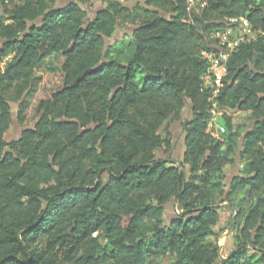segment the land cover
<instances>
[{"label": "trees", "instance_id": "16d2710c", "mask_svg": "<svg viewBox=\"0 0 264 264\" xmlns=\"http://www.w3.org/2000/svg\"><path fill=\"white\" fill-rule=\"evenodd\" d=\"M90 1L0 0V264H264V0L190 11L185 0H102L86 19ZM240 16L257 36L228 58L216 138L201 52ZM54 56L60 85L7 142L8 95L23 124L35 69ZM174 121L186 135L181 167L158 156L172 150ZM172 200L183 216L166 219ZM221 203L235 214L226 260Z\"/></svg>", "mask_w": 264, "mask_h": 264}, {"label": "rangeland", "instance_id": "374dc122", "mask_svg": "<svg viewBox=\"0 0 264 264\" xmlns=\"http://www.w3.org/2000/svg\"><path fill=\"white\" fill-rule=\"evenodd\" d=\"M125 2L133 3L136 1V3L144 1V0H124ZM66 0H57V5H63L65 4ZM91 3L86 6L87 15L86 19L94 17V13L96 10L102 8L106 5L105 1L102 0H92ZM132 30L131 26H126L124 28H118L117 31L114 34L115 40L123 38L127 33H130ZM63 58L60 56H54L50 57L47 60L43 62V64L35 69L34 73V81H33V89L32 92H30V95L25 97L26 105H27V117L26 121L22 124L18 123L17 117H18V109H19V101L11 99V95L8 96V101L12 109L13 113V120L11 122V126L8 128L7 132L5 133L6 140H12L16 137H18L21 133V127L26 126H33L34 122L39 117V113L36 112L37 103L40 99L49 97L51 95V90L53 88H56L60 85L59 75L58 72L60 70L61 64L63 63ZM4 61H0V69L4 66ZM191 116V109L189 106H186L182 112V117L185 119L187 117ZM235 121L241 120V114L236 113L234 114ZM218 122H222L221 116L218 117ZM251 122H248L250 124ZM169 128L173 134L174 144L172 147L171 152L169 155L167 153L162 152L161 150L158 151L159 157L164 158H170V157H179L182 153V145H183V126L179 121H174L169 123ZM237 165H234L229 169L228 176L233 175L236 173ZM175 203H168L166 204V219L170 218L172 216L171 213H176L177 209L174 205ZM174 206V207H173ZM173 207V208H171ZM171 209H173L171 211ZM220 215H221V222L219 224V227L221 228V233L218 239V244L220 246V255L223 257H226L227 254L232 250L233 248V233L234 230L230 228L228 230V227L231 223L232 216L234 215L233 210L230 206L224 205V203H221L220 205ZM170 213V217L167 216V213ZM167 221V220H166ZM157 264H167V260L158 258Z\"/></svg>", "mask_w": 264, "mask_h": 264}, {"label": "built area", "instance_id": "2783aa9c", "mask_svg": "<svg viewBox=\"0 0 264 264\" xmlns=\"http://www.w3.org/2000/svg\"><path fill=\"white\" fill-rule=\"evenodd\" d=\"M185 1L188 11L198 10L206 5V0ZM224 23V28L211 34L209 49L201 52L202 58L207 63V71L202 77L203 87L211 89L207 132L216 138L224 132V127L218 122L221 111L217 107L215 98L219 94L222 79L226 74L228 58L242 42L253 40L257 36V32L252 29L248 19L244 16L228 18ZM7 58L0 61L5 62Z\"/></svg>", "mask_w": 264, "mask_h": 264}, {"label": "water", "instance_id": "95a60500", "mask_svg": "<svg viewBox=\"0 0 264 264\" xmlns=\"http://www.w3.org/2000/svg\"><path fill=\"white\" fill-rule=\"evenodd\" d=\"M70 1H72V0H70ZM141 3L143 4V1H141ZM125 5H128V6H131V5H134V4H136V1H134L133 3H129V2H126V3H124ZM144 5V4H143ZM144 7H146V6H144ZM147 8V7H146ZM148 9H150V10H156L155 8H152V7H148ZM159 13H160V16L162 17V18H164V19H166V18H168V16L169 15H167L166 13H164V12H161V11H159ZM116 40H115V38L114 37H112L111 39H107V38H105V48H107L108 47V45H110V44H112V43H114ZM11 112H12V110H11ZM12 115H13V113H12ZM251 126V123L249 124V127ZM248 127V128H249ZM28 127H25V128H21V131L22 130H25V129H27ZM247 128V129H248ZM247 129H246V131H247ZM185 133H183V145H182V153H181V156H179V157H170V158H167L166 160L168 161V162H175L176 164H177V166L178 167H181V163H182V161H183V158H184V140H185ZM173 144H174V139H173V141H172V146H173ZM169 153L170 152H168L167 153V155H169ZM236 161H237V170H236V173L238 172V170H239V164H238V161H239V157H237L236 158ZM236 173H234L233 175H235ZM232 177L233 176H227V179H226V184L228 185V183L232 180ZM172 203H175V200H172L171 201ZM219 204H217V205H215V206H218ZM164 207H166V205L164 206ZM174 207V206H173ZM173 207H171V208H173ZM174 209V208H173ZM173 209H171V211L173 210ZM235 210H236V208H234ZM236 213V212H235ZM172 214V216L171 217H174L176 214L177 215H179L180 217L181 216H183V212L182 211H179L178 209H177V212L176 213H171ZM167 216H169L170 217V213L168 212L167 213ZM234 217H235V214L232 216V219H231V223H230V225H229V227H228V230H230V228H231V226H232V222H233V220H234ZM233 251V250H232ZM228 258V256H226V257H223V256H221L220 255V260H226ZM220 262L219 261H217L216 263H214V264H219Z\"/></svg>", "mask_w": 264, "mask_h": 264}, {"label": "flooded vegetation", "instance_id": "af4514ba", "mask_svg": "<svg viewBox=\"0 0 264 264\" xmlns=\"http://www.w3.org/2000/svg\"><path fill=\"white\" fill-rule=\"evenodd\" d=\"M69 1H70V0H66L65 4H66L67 2H69ZM56 2H57V0H56ZM63 5H64V4H63ZM11 110H12V109H11ZM12 120H13V115H12ZM10 126H11V124L9 125V127H10ZM9 127H8V128H9ZM25 127H26V126H23V127H21V128H25ZM7 130H8V129H7ZM7 130H6V132H7ZM6 132H5V133H6ZM21 132H22V131H21ZM19 136H20V135H19ZM19 136H18V137H16V138H14V139H17V138H19ZM4 139L6 140V138H5V135H4ZM12 140H13V139H12ZM6 141H7V142H9V141H11V140H9V141H8V140H6Z\"/></svg>", "mask_w": 264, "mask_h": 264}, {"label": "crops", "instance_id": "0c3cea01", "mask_svg": "<svg viewBox=\"0 0 264 264\" xmlns=\"http://www.w3.org/2000/svg\"><path fill=\"white\" fill-rule=\"evenodd\" d=\"M172 136H173V134H172ZM174 137V136H173ZM229 171V170H228ZM227 176H228V173H227ZM231 176H233V175H231Z\"/></svg>", "mask_w": 264, "mask_h": 264}]
</instances>
